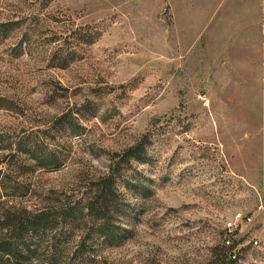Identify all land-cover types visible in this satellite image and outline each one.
<instances>
[{
    "label": "rangeland",
    "instance_id": "rangeland-1",
    "mask_svg": "<svg viewBox=\"0 0 264 264\" xmlns=\"http://www.w3.org/2000/svg\"><path fill=\"white\" fill-rule=\"evenodd\" d=\"M263 11L0 0V180L62 194L119 163L128 233L103 245L83 226L76 240L99 244L87 264H264ZM36 149L60 168L38 166Z\"/></svg>",
    "mask_w": 264,
    "mask_h": 264
},
{
    "label": "trees",
    "instance_id": "trees-1",
    "mask_svg": "<svg viewBox=\"0 0 264 264\" xmlns=\"http://www.w3.org/2000/svg\"><path fill=\"white\" fill-rule=\"evenodd\" d=\"M46 1L51 0H42ZM8 27V24L0 25V33ZM139 149L141 146L124 158L131 160L138 156ZM34 153L43 169L59 164L55 155L45 157L37 149ZM119 167V163L112 165L100 177L77 184L62 194H40L26 180L22 183L9 176L2 178L0 201L12 194L14 201L21 202H0V264H87L91 260L88 254L96 252L99 244L76 240L83 226L89 225L100 239L104 238L103 245L114 244L123 235L121 232L128 233L117 226L121 202L117 185L121 177ZM35 194L41 201L26 205L25 200L34 198ZM218 262L227 264L228 258Z\"/></svg>",
    "mask_w": 264,
    "mask_h": 264
},
{
    "label": "built area",
    "instance_id": "built-area-1",
    "mask_svg": "<svg viewBox=\"0 0 264 264\" xmlns=\"http://www.w3.org/2000/svg\"><path fill=\"white\" fill-rule=\"evenodd\" d=\"M261 31L264 37V11L262 13L261 19ZM262 69L263 75L261 82L264 86V42L262 44ZM262 144H263V153H262V175H261V192L259 193L260 201H261V210H264V88H263V99H262ZM241 218V217H239ZM249 222H252L251 219H248ZM234 225L232 223L229 224V228H232Z\"/></svg>",
    "mask_w": 264,
    "mask_h": 264
}]
</instances>
